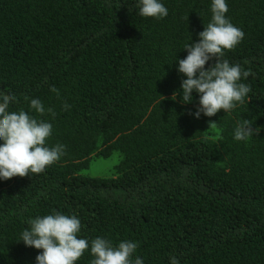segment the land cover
<instances>
[{"label": "trees", "instance_id": "16d2710c", "mask_svg": "<svg viewBox=\"0 0 264 264\" xmlns=\"http://www.w3.org/2000/svg\"><path fill=\"white\" fill-rule=\"evenodd\" d=\"M163 2L156 19L136 0H0V91L17 96L10 111L32 98L51 108L32 114L53 124L49 147L66 146L44 172L0 180V264H36L42 249L18 239L54 209L77 215L89 241L137 242L144 264H264V0H227L245 36L221 60L249 72L251 92L198 119L175 60L210 22L211 0ZM244 119L257 133L236 141ZM115 153L111 175L82 172ZM93 258L89 248L77 264Z\"/></svg>", "mask_w": 264, "mask_h": 264}, {"label": "clouds", "instance_id": "9594fccd", "mask_svg": "<svg viewBox=\"0 0 264 264\" xmlns=\"http://www.w3.org/2000/svg\"><path fill=\"white\" fill-rule=\"evenodd\" d=\"M138 14L142 17L162 19L168 15L163 0H136ZM227 0H211V20L198 33L197 42L185 44V58L176 56L177 71L184 75L180 92L183 103H191L193 93L199 96L197 108L191 114L212 117L221 109L231 112L251 92V87L241 82L249 72L240 64L221 60L225 50L235 48L244 38V31L234 25L226 15ZM191 39V38H190ZM213 57L216 62L205 68ZM53 92L58 89L53 87ZM28 100V97H25ZM18 102L16 95L0 91V180L14 176L40 174L59 161L66 154V146L56 144L49 147L47 139L52 135L53 124L38 119L32 113L43 115L51 108H45L42 101L32 98L28 110L10 111V103ZM69 105L65 104L67 109ZM253 123L244 119L234 129L236 141H247L257 133ZM81 220L75 214H64L52 210L50 214L28 220V227L20 233L18 241L26 246L42 249L36 256V264H77L84 252L90 248L94 257L90 264H144L143 258L133 254L138 243L122 240L118 244L103 236L89 241L80 236ZM170 264H179L176 257H170Z\"/></svg>", "mask_w": 264, "mask_h": 264}, {"label": "rangeland", "instance_id": "374dc122", "mask_svg": "<svg viewBox=\"0 0 264 264\" xmlns=\"http://www.w3.org/2000/svg\"><path fill=\"white\" fill-rule=\"evenodd\" d=\"M117 160V154H113L108 158L97 157L93 159L82 172L93 176H108L112 174L114 163Z\"/></svg>", "mask_w": 264, "mask_h": 264}]
</instances>
